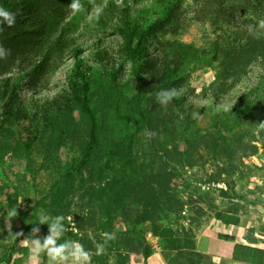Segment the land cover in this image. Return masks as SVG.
Listing matches in <instances>:
<instances>
[{
	"label": "trees",
	"instance_id": "trees-1",
	"mask_svg": "<svg viewBox=\"0 0 264 264\" xmlns=\"http://www.w3.org/2000/svg\"><path fill=\"white\" fill-rule=\"evenodd\" d=\"M144 2L94 0L70 16L65 0H0V7L16 17L13 26L0 25V46L10 51L0 59V162L7 153L22 157L30 175L28 181L26 174L20 175L24 187L14 185L12 194L1 182L0 197L27 203L29 191L36 195L30 221L28 212H20L22 235H28L39 211L64 215L69 229L70 217L76 229L60 242L78 241L95 264H108L110 254L114 264H130V254L140 247L150 256L146 232L164 249L179 250L171 216L183 202L176 193L179 181L172 162L205 169L218 164V176H232L238 170L236 154L253 155L254 142L264 140V73L230 107L220 103L253 62L260 60L264 70V0ZM85 12L91 15L85 25L117 36L114 54L96 34L83 39L79 25L86 22ZM206 22L219 32L205 47L179 39L184 28ZM208 63L217 70L210 93L193 96L189 74ZM61 67L67 73L66 88L41 99L40 92L47 91ZM168 88L181 90L180 95L161 106L155 93ZM199 119H207V129ZM115 120L130 124L133 132L116 128ZM19 126L26 137L15 138L12 127ZM139 136L147 137L138 149ZM75 138L78 156L63 162L60 150ZM35 143L39 165L32 158ZM41 170L50 176L42 186L36 182ZM214 219L225 226L240 223L230 212L217 211ZM40 228L43 237L47 225ZM102 233L112 239L97 255L95 244L104 242ZM224 239L234 242L228 235ZM13 250L10 246L5 263L23 264L11 255ZM231 260L264 264V248L234 243Z\"/></svg>",
	"mask_w": 264,
	"mask_h": 264
},
{
	"label": "rangeland",
	"instance_id": "rangeland-1",
	"mask_svg": "<svg viewBox=\"0 0 264 264\" xmlns=\"http://www.w3.org/2000/svg\"><path fill=\"white\" fill-rule=\"evenodd\" d=\"M94 0H84L85 6L93 4ZM104 2L106 0H103ZM145 0H142L144 4ZM70 0H65L67 7ZM86 14V12H85ZM73 13L70 11V16ZM158 17L162 14L158 13ZM91 19V15L86 14V22L79 25V30H84L86 39L89 35L96 34L105 42L109 52L114 54L115 39L117 36L112 35L109 31L101 32L85 25ZM1 25V24H0ZM214 32H219L210 22L203 24H192L184 28L179 35L182 42L193 44L198 48L205 47V44L213 36ZM84 53L88 55L89 51L84 48ZM72 60H66V63H71ZM249 69V73L243 78L228 95L221 98L224 107H230L237 96L242 94L249 87L253 86L257 78L264 73L261 67V61L253 62ZM217 70L213 63L203 64L199 68H194L190 72V83L194 89L193 96L202 97V95H209L211 85L214 81ZM64 67L59 68L51 77L48 84L47 91L40 92V98L44 99L46 96L61 93L66 88ZM25 83V82H24ZM24 94V92H23ZM208 97V96H207ZM130 122V121H129ZM199 125L203 129H207L209 123L207 119H199ZM112 125L116 128H122L127 134L133 132L130 124L125 125V122L113 121ZM15 131V138L20 135L26 137L27 132L21 130L22 127H12ZM140 135V134H138ZM116 136V135H114ZM138 149L144 141V137L139 136ZM144 143V142H143ZM257 150L253 155L242 157L240 153L236 154V164L238 167L234 175L224 173L217 175L220 165H210L207 168L201 166H189L186 163L172 162V166L178 176V188L176 193L183 202V208L180 209L177 215H172V225L175 236L179 239V250H167L159 239L153 236L150 232H146L144 236L145 245L151 250V255L146 257L145 250L138 248L137 253L130 254V264H210L212 255L217 253L225 254L228 246H223L226 242L224 239V229L221 224L214 219V213L217 211L230 212L240 214L243 216L242 227L245 234L242 236L245 242L251 243L255 236L262 237L264 235L263 226H258V216L264 213V140L254 142ZM78 138L73 142H68L66 147L60 150V158L64 162L66 160H73L78 156ZM33 161L35 165L41 163L39 156V147L35 143L33 145ZM26 164L24 158L16 156L12 153H7L0 162V183L7 185V193L12 194V187L18 185L20 188L24 187L20 183L21 176L26 174V180L30 175L26 171ZM36 182L40 186L47 183L50 179L49 173L44 170L38 172ZM30 202H23L20 198L17 203H14L12 197H0V262L6 264L4 259L11 253L8 251L9 247H13L12 256L22 259L21 263L26 264H43L42 253L37 258H33L30 253V245L24 241L26 235L19 236V241L14 243V237L19 233V226L21 216L20 212H28L26 221L31 219V206L36 195L33 191H29L27 196ZM30 203V204H29ZM9 211H16L15 217L8 215ZM42 215L39 211L37 217ZM70 229L75 231V225L71 219ZM10 224V227H9ZM256 239V238H255ZM228 242V241H227ZM230 243V242H229ZM233 242L230 243V248ZM225 247V248H224ZM223 256V255H221ZM48 264V260L45 262ZM90 264H95L90 261ZM108 264H114L113 255L110 254Z\"/></svg>",
	"mask_w": 264,
	"mask_h": 264
},
{
	"label": "clouds",
	"instance_id": "clouds-1",
	"mask_svg": "<svg viewBox=\"0 0 264 264\" xmlns=\"http://www.w3.org/2000/svg\"><path fill=\"white\" fill-rule=\"evenodd\" d=\"M71 13L76 14L82 11L81 0H70L67 6ZM15 13L0 7V24H4L11 27L15 23ZM264 27V21L260 24ZM3 29L0 28V31ZM10 54L8 49L0 46V59H4ZM180 91L176 88L161 89L155 93V99L161 106H167L173 102L175 98L180 95ZM193 119H198V114L196 112L192 113ZM8 215L10 217H15L17 215L16 211H9ZM67 219H71L70 217ZM66 217L64 215H39L37 222L33 223L34 226L31 228L28 235L25 237L24 241L30 245V253L33 258L39 257L41 253L46 255L48 264H90L91 254L84 245L78 241H73L69 239H61L65 237V234L70 230L68 226L64 223ZM40 225H47V234L40 237L38 234L41 231ZM10 227V224H9ZM17 235H22L18 233ZM104 238L103 243H96L95 249L96 254L100 255L105 245L112 239L109 233H102Z\"/></svg>",
	"mask_w": 264,
	"mask_h": 264
},
{
	"label": "crops",
	"instance_id": "crops-1",
	"mask_svg": "<svg viewBox=\"0 0 264 264\" xmlns=\"http://www.w3.org/2000/svg\"><path fill=\"white\" fill-rule=\"evenodd\" d=\"M237 215L240 218V223L238 226H225L219 222L221 224V227L224 229L223 231L224 234L234 238L233 244L241 243V244L255 246L258 248H264V235L262 237H259L258 235L255 236L251 243L245 242L244 238H242V236L245 234V231L242 227L243 216L240 214H237ZM258 222H259L258 226H260L261 224V226H263L264 228V213L258 216V220L256 221V223ZM230 243L227 241L223 243V246L225 247L228 246V250L226 251L225 254L217 253V254L212 255L210 264H239L231 260L232 247L230 248Z\"/></svg>",
	"mask_w": 264,
	"mask_h": 264
}]
</instances>
